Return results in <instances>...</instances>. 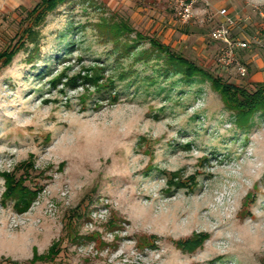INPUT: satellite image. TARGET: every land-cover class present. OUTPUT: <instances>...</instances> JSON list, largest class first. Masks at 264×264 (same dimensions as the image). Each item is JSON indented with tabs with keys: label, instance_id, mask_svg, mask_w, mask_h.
Listing matches in <instances>:
<instances>
[{
	"label": "rangeland",
	"instance_id": "rangeland-1",
	"mask_svg": "<svg viewBox=\"0 0 264 264\" xmlns=\"http://www.w3.org/2000/svg\"><path fill=\"white\" fill-rule=\"evenodd\" d=\"M35 2L0 0V51ZM208 2L182 23L174 0H66L38 26L37 50L0 64V264H264V114L240 127L209 81L164 72L147 41L127 47L135 33L113 28L126 20L251 91L264 80V0ZM221 7L248 40L236 50L246 76L216 61ZM30 155L25 184L39 191L18 213L1 173L18 176ZM173 172L181 186L169 187ZM199 232L195 249L177 245Z\"/></svg>",
	"mask_w": 264,
	"mask_h": 264
},
{
	"label": "trees",
	"instance_id": "trees-1",
	"mask_svg": "<svg viewBox=\"0 0 264 264\" xmlns=\"http://www.w3.org/2000/svg\"><path fill=\"white\" fill-rule=\"evenodd\" d=\"M66 0H36L35 4L25 11V15L19 22V31L15 33L12 41L7 47L0 51V64L2 66L7 65L12 60L13 56L21 49L26 50L28 44L33 43V49L37 50V40L39 37L38 26L44 22L48 13L54 10L57 5L63 3ZM114 31L118 34H126L128 32H134V41L124 38V45L134 48L136 45L143 41H147L149 44L148 54H153L155 60H159L161 68L164 72H174L180 75L184 80H195L196 78L201 81H209L211 87L219 93L223 101L224 106L232 110L237 116L240 127H244L249 116L260 111L264 114V80L257 82L253 90L248 89L224 81L220 76L213 74L209 70L203 68L201 65L186 57L181 52H178L159 40L155 35H148L140 31L133 30L126 20H118L113 24ZM125 46V47H126ZM29 55V54H28ZM32 55H29L31 58ZM84 78L80 74L74 75L68 79L69 84H75L77 79ZM86 78V77H85ZM60 80V76L56 81ZM96 80L93 82L96 83ZM114 81L112 77L106 78V83L102 87H98V90L103 87H113ZM34 167L33 155L25 161H21L15 168L16 170H22V173L16 176L13 171L2 172L4 177L5 189L2 192L1 200L5 202L7 199H14L13 208L18 213L25 212L39 191V188H30L25 184L27 173ZM178 173L173 172L172 177L168 181L169 187L181 186V182L174 177H177ZM113 225V224H112ZM111 225V226H112ZM151 237V236H150ZM204 236L194 235L184 240L177 241V245L183 250L195 249L203 240ZM59 248L57 243H52L48 254H51L52 259L58 254ZM45 255H39L34 253L32 260L45 259Z\"/></svg>",
	"mask_w": 264,
	"mask_h": 264
},
{
	"label": "built area",
	"instance_id": "built-area-1",
	"mask_svg": "<svg viewBox=\"0 0 264 264\" xmlns=\"http://www.w3.org/2000/svg\"><path fill=\"white\" fill-rule=\"evenodd\" d=\"M197 3L209 5L208 0H174L178 20L182 23L189 22L194 17V7ZM216 13L222 16V20L213 25L209 32L210 38L219 43L216 61L224 68L233 67L239 76H246L248 68L237 59L236 50L248 48V40L232 37L231 28L235 21L225 7L217 9ZM260 44L264 48V42Z\"/></svg>",
	"mask_w": 264,
	"mask_h": 264
},
{
	"label": "bare ground",
	"instance_id": "bare-ground-1",
	"mask_svg": "<svg viewBox=\"0 0 264 264\" xmlns=\"http://www.w3.org/2000/svg\"><path fill=\"white\" fill-rule=\"evenodd\" d=\"M167 190H169V188ZM210 199H211L210 196L209 197L207 196L206 198L205 197L202 198V200H198V201L196 200L197 202H196L195 208L193 207L194 209H193L192 218H191L193 220V222H194V220H196V221L199 220V218L201 217L200 215L203 214L202 212L207 209V206H208V203L210 202ZM176 216H178V214ZM177 218L178 217H175V221L177 220ZM197 234L201 235V236H204V238H205V236H207V233H205V232H199V233H196L195 235H197Z\"/></svg>",
	"mask_w": 264,
	"mask_h": 264
},
{
	"label": "crops",
	"instance_id": "crops-1",
	"mask_svg": "<svg viewBox=\"0 0 264 264\" xmlns=\"http://www.w3.org/2000/svg\"><path fill=\"white\" fill-rule=\"evenodd\" d=\"M152 1H155V4H159V3H161L162 2V0H152ZM229 12V14L232 16V14L230 13V11H228ZM219 16H221V15H219ZM233 17V16H232ZM234 18V17H233ZM222 20V16H221V18H220V21ZM219 21V22H220ZM167 44V43H166Z\"/></svg>",
	"mask_w": 264,
	"mask_h": 264
}]
</instances>
